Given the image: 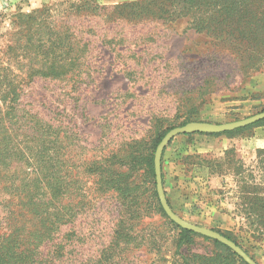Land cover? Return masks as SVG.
Instances as JSON below:
<instances>
[{"label":"rangeland","instance_id":"374dc122","mask_svg":"<svg viewBox=\"0 0 264 264\" xmlns=\"http://www.w3.org/2000/svg\"><path fill=\"white\" fill-rule=\"evenodd\" d=\"M181 1L0 0V41L10 17L21 13L48 16L56 28L66 24L86 44L79 75L67 70L66 83L36 79L20 97L24 112L39 113L66 135L55 152L53 180L63 193L54 203L51 240L34 245L40 224L27 215L32 208L23 205L40 175L14 157L0 168V232L20 225L25 234L19 249L27 252V264L174 263L176 230L157 209L147 164L154 129L181 127L186 120L224 124L264 111V62L245 73V61L239 58L238 65L229 52V38L212 37L205 28L217 25L202 9L195 13ZM259 127L223 136L244 167L241 173L225 167L216 153L219 146L208 141L212 138L194 134L170 141L161 169L173 213L231 234L256 264H264L258 215L241 203L240 193L256 188L264 202V171L257 158L264 149L242 154V145L256 138ZM125 152L134 156L133 204L143 217L134 220L130 235L114 239L119 200L111 191L100 192V171L89 166L97 163L104 176L126 171L117 164ZM68 179L73 182L63 187ZM187 251L212 255L214 250L195 238Z\"/></svg>","mask_w":264,"mask_h":264},{"label":"trees","instance_id":"16d2710c","mask_svg":"<svg viewBox=\"0 0 264 264\" xmlns=\"http://www.w3.org/2000/svg\"><path fill=\"white\" fill-rule=\"evenodd\" d=\"M181 3L188 4L190 9L198 14L199 10L202 9V14L210 17V22H214L217 26L212 29L205 28L206 32L216 39L221 40L223 36L229 38V52L238 65L239 58L245 61L243 66L245 73L257 71L263 64L264 0H185ZM49 20L48 16L34 18L21 13L12 15L8 24L10 29L1 36L0 41V168L6 167L9 163L8 160L14 157L21 160L28 169L36 171L35 173L40 175L35 176L34 182L37 187L29 192L28 201L23 204L25 207L32 208L27 215L31 219H38L40 224L39 231L33 232V237L37 239L34 241V245L40 239L51 240L56 232L51 221L54 216L53 208L63 191L61 185L53 180L57 163L55 152L57 145L63 143L60 138L66 135H60V129L53 122L40 118L39 113L24 112L20 105V97L24 89L36 79L66 83L68 80L64 72L74 70L71 75L75 72V76L79 75L80 67H84L87 58L85 56L86 44L81 43L82 39L76 36L73 29L67 27L66 24L56 28L54 23L49 22ZM202 23L203 20L200 18L198 24ZM222 29H226V31H221ZM25 32L30 34L29 37L24 35ZM189 122L191 120H186L183 125ZM259 126H264V119L253 125L230 132L194 135L229 137ZM169 130L171 129L167 128L164 131L154 129L155 134L150 155L147 156V164L150 167L153 196L157 209L169 225L176 230L175 251L172 255V257L174 256V263L246 264L227 246L178 227L163 212L156 193L153 156L157 145ZM183 136L189 137L191 135ZM165 149L161 155V167ZM257 158L259 170L264 171V150L258 151ZM222 161L225 167L230 168L236 174L238 171L239 173L244 171L239 159L235 158L233 148L224 152ZM117 164H119V170L121 168L127 170L110 172L104 176L101 172L104 170L100 165L96 163L94 166H89L95 171H100L96 174L99 179L97 184L100 192L111 191L119 200L118 219L112 236L114 239L130 235L134 228V220L139 222L143 217L141 211L139 212L136 207L134 208L133 204L134 200L137 199L133 173L130 171L131 168H134V156H128L125 152L121 159L117 160ZM216 175L220 176L221 174ZM161 181L163 187L162 169ZM72 182L69 179L67 182L63 181V187ZM240 193L241 203L251 205L253 210L250 209L253 214L258 215L256 225L262 231L257 240L264 244V218L260 217V214L264 212V202L259 196V191L255 188L249 192L241 188ZM165 198L170 207L166 195ZM35 207L38 208L33 211ZM21 215H25V213ZM19 226L18 224V226L11 228L9 233L0 232V264H27V252L25 254L19 249L25 234ZM211 230L234 243L249 256L239 240L232 237L231 234ZM30 233L32 234V232L28 234ZM195 238L211 243L214 250L212 255L194 254L188 251L184 254L183 249L186 248L187 250ZM35 256H38V251L35 252Z\"/></svg>","mask_w":264,"mask_h":264},{"label":"water","instance_id":"95a60500","mask_svg":"<svg viewBox=\"0 0 264 264\" xmlns=\"http://www.w3.org/2000/svg\"><path fill=\"white\" fill-rule=\"evenodd\" d=\"M264 119V111L248 117L243 120L234 121L224 124H212L206 122H190L181 127H176L169 130L164 137L161 139L157 145L154 156H153V167L155 175V187L160 206L165 213L166 217L173 222L178 227L185 229L187 231L193 232L195 234L207 237L209 239L215 240L225 246H227L233 253L240 257L246 264H256L248 255H246L239 247L228 239L221 236L219 233L207 229L204 227L193 225L180 217H178L168 206L166 201L162 181H161V155L165 147L170 143V141L178 135H190V134H221L225 132L234 131L236 129H241L250 125H253Z\"/></svg>","mask_w":264,"mask_h":264},{"label":"crops","instance_id":"0c3cea01","mask_svg":"<svg viewBox=\"0 0 264 264\" xmlns=\"http://www.w3.org/2000/svg\"><path fill=\"white\" fill-rule=\"evenodd\" d=\"M255 130L257 131L256 138L250 140L249 142H245V144L242 145V147L244 148L243 149L244 151L242 152L243 155L245 154L248 156L251 154V151L254 152L259 149H264V127H259ZM196 136H200V135H196ZM205 138H212L209 139L208 141H211L213 145L219 146L218 152H216L218 156H223L224 152L228 150V148L230 147L231 141L223 136H219V137L205 136ZM178 171H181V169H178Z\"/></svg>","mask_w":264,"mask_h":264}]
</instances>
